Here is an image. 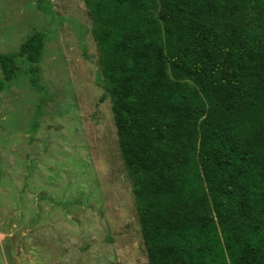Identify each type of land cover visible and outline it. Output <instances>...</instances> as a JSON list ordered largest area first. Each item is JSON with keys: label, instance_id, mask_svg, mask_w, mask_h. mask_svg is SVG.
Segmentation results:
<instances>
[{"label": "trees", "instance_id": "16d2710c", "mask_svg": "<svg viewBox=\"0 0 264 264\" xmlns=\"http://www.w3.org/2000/svg\"><path fill=\"white\" fill-rule=\"evenodd\" d=\"M147 264H264V0H85ZM44 35L0 54V92Z\"/></svg>", "mask_w": 264, "mask_h": 264}, {"label": "rangeland", "instance_id": "374dc122", "mask_svg": "<svg viewBox=\"0 0 264 264\" xmlns=\"http://www.w3.org/2000/svg\"><path fill=\"white\" fill-rule=\"evenodd\" d=\"M85 0H0V54L44 35L0 92V264H147ZM2 73L0 69V79Z\"/></svg>", "mask_w": 264, "mask_h": 264}]
</instances>
